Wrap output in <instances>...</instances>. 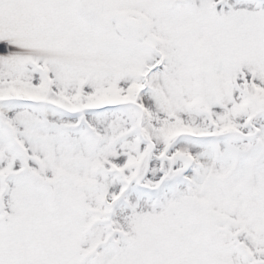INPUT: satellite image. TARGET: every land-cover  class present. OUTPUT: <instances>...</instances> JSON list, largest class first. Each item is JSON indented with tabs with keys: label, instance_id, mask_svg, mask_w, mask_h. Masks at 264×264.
I'll return each instance as SVG.
<instances>
[{
	"label": "snow or ice",
	"instance_id": "1",
	"mask_svg": "<svg viewBox=\"0 0 264 264\" xmlns=\"http://www.w3.org/2000/svg\"><path fill=\"white\" fill-rule=\"evenodd\" d=\"M0 264H264V0H0Z\"/></svg>",
	"mask_w": 264,
	"mask_h": 264
}]
</instances>
